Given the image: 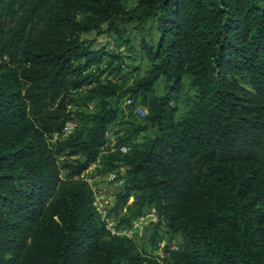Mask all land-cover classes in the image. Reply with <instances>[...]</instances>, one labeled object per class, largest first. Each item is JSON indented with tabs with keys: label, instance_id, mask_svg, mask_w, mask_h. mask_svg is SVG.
Wrapping results in <instances>:
<instances>
[{
	"label": "trees",
	"instance_id": "trees-1",
	"mask_svg": "<svg viewBox=\"0 0 264 264\" xmlns=\"http://www.w3.org/2000/svg\"><path fill=\"white\" fill-rule=\"evenodd\" d=\"M130 20H151L157 34L147 71L126 87L147 108L119 138L131 148L117 157V199L151 203L180 234L173 264H264V0H0V264H149L129 239L107 235L73 177L115 115L114 85L89 86L106 98L87 126L44 136L60 131L70 89L107 54L80 34ZM182 75L192 92L174 118ZM63 150L81 157L57 161Z\"/></svg>",
	"mask_w": 264,
	"mask_h": 264
},
{
	"label": "rangeland",
	"instance_id": "rangeland-1",
	"mask_svg": "<svg viewBox=\"0 0 264 264\" xmlns=\"http://www.w3.org/2000/svg\"><path fill=\"white\" fill-rule=\"evenodd\" d=\"M101 29L102 31L91 29L80 34L81 37L92 38V47H102L107 54L85 67L83 72L88 75L89 81L70 89L72 95L65 105L64 112L67 113L66 119L77 120L78 128L87 126V116L98 108L101 98H106L88 92L89 86L98 79L115 87L116 92L111 97L115 115L106 123L103 141L94 160L82 170L83 178L79 174L73 177L88 179L87 181L85 179V182L91 190V204L107 235L129 239L134 250L149 264H173L170 250L180 245V234L163 224L162 217L156 213L151 203L132 204L134 200L132 195L127 196L124 201L117 199V195L123 192L125 170V166L117 159L119 151L116 148L119 146V138L131 131L133 126L144 124L143 117L132 111L133 106L128 105L127 100L131 98L133 104L147 108L145 99L133 96L126 87L147 71L149 60L146 58L145 50L154 42L157 32L151 20L142 24L139 29L136 28L135 20L117 23L110 28L103 22ZM163 85L164 78L161 76L150 93L161 94ZM191 92L189 77L182 75L177 97L169 102L175 108L174 118L180 117L186 110V96ZM138 131L134 143H140L150 132L145 128ZM72 133L61 135L58 131L55 134L45 133L44 136L47 142L51 143ZM126 145L129 151L131 144ZM64 152L65 150L57 152L55 159L60 161L63 158L81 157L67 156ZM111 169L116 172L114 182H108L104 178L105 173ZM58 173L62 178L63 170L60 169Z\"/></svg>",
	"mask_w": 264,
	"mask_h": 264
},
{
	"label": "built area",
	"instance_id": "built-area-1",
	"mask_svg": "<svg viewBox=\"0 0 264 264\" xmlns=\"http://www.w3.org/2000/svg\"><path fill=\"white\" fill-rule=\"evenodd\" d=\"M127 102L129 103L128 105L133 106L132 111L135 112L139 117H143L146 114V108L141 106V105H135L131 102V98H128ZM77 127V120L74 118H69L64 120L60 127V133L61 135H65L68 133H71L75 128ZM119 152H127L128 146L126 144H119V146L116 148ZM80 177L83 178V171L79 173ZM116 172L111 169L107 171L104 175V178L108 182H114L116 177ZM88 180L87 178H84V181Z\"/></svg>",
	"mask_w": 264,
	"mask_h": 264
}]
</instances>
